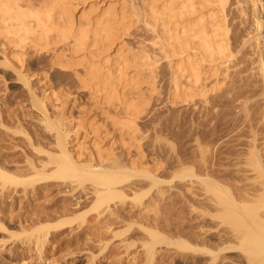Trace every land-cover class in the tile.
Instances as JSON below:
<instances>
[{
	"label": "rangeland",
	"instance_id": "374dc122",
	"mask_svg": "<svg viewBox=\"0 0 264 264\" xmlns=\"http://www.w3.org/2000/svg\"><path fill=\"white\" fill-rule=\"evenodd\" d=\"M29 1L38 6L42 0ZM152 1H87L86 9L93 8L92 18L111 8L119 18L127 19L123 26L130 28L128 35L121 36L120 46L107 55L115 75L119 74L118 51L125 58H135L144 50L159 55L153 46L155 35L143 20L159 17L166 0L154 2L158 13L148 6ZM216 3L213 8L219 12ZM199 10L204 18L210 13L208 8ZM258 18L263 26L259 40L253 38ZM217 22L228 30L227 60L216 61L214 67L205 65L194 101L172 103L170 70L159 56L154 72L150 68L144 73L153 75L159 88L149 96L147 86L142 85L150 106L136 120L137 131L115 125L134 119L127 104L136 102V91L119 85V101L110 104L101 92L84 88L76 78V72H84L76 64L86 53L73 54L71 44L51 45L46 51L41 42L37 46L30 42L21 51L0 37V170L8 177L0 179V264L263 263L257 256H261L259 250L264 254V245L254 243L264 239V187L256 180L255 168L248 165V161L254 164L253 158L247 159L255 152L264 166V77L260 74L264 0H229ZM98 49L92 44L89 51L97 53ZM7 52L21 55L23 63L5 64ZM57 60L61 65L55 64ZM135 71L130 69V76ZM48 88L51 98L46 102ZM40 100L46 102V114L38 107ZM59 133L66 135V151L79 155L83 172L90 174L98 164L95 154L100 150L99 164L121 173L116 175L120 182L102 185L85 172L83 177L64 178L65 171L59 168ZM206 178L223 187L217 195L220 200L232 197L240 205L250 201L245 215L229 206L233 200L222 199V204L216 194L213 198L204 181H199ZM96 187L113 188L118 195L98 201ZM246 212L256 214L261 225L246 219Z\"/></svg>",
	"mask_w": 264,
	"mask_h": 264
},
{
	"label": "bare ground",
	"instance_id": "6f19581e",
	"mask_svg": "<svg viewBox=\"0 0 264 264\" xmlns=\"http://www.w3.org/2000/svg\"><path fill=\"white\" fill-rule=\"evenodd\" d=\"M87 1L88 0H42L40 2L41 4L39 3L40 5L35 6L34 4H31L32 2H30L29 0H0V37H3V39L5 38V40L9 41V42H7L8 45L14 47L15 49H21V51H23L24 48L27 46V44L30 42L33 44L35 43V45H36V43L38 44L39 42H41V43H44L42 50H46V51L51 50V47H50L51 45L57 46L59 44H71L72 46H71L70 50L73 54L79 55L80 53H86L83 56V58L81 57L80 59H78L79 61L76 64L77 66L82 67L84 72L82 74H79L76 72L75 76H76V78L78 77V79H79L78 81L81 83V85L84 88L90 89V91H95V93L101 92L103 94V98H104V101L106 103L111 104V103H115V102L119 101L118 95L116 94L119 85H125V86H127V88L129 86L133 91H136V93H137L136 94L137 97L135 98V99H137L136 102H130L129 101L127 104V107L129 109V111L132 113V115H133L132 117H134V119L129 120L128 123H124L125 121L123 123L116 121L115 122L116 127L117 126H121L122 128L128 127L130 129L137 131L136 130V127H137L136 120L139 119L141 116H143V114L147 111V107L150 106L149 105L150 99L148 100V98L145 95V92L147 91V93L150 96L151 94L153 95L154 93H156L158 91V88H159V87L157 88L158 85L155 81V77L153 75L150 77L149 72H150V68L152 70L151 72H154V69H156L157 65L160 64V59L166 60L167 68L170 70V74H171L170 78H171V84H172V86H171L172 92H171V96H170V98H171L170 102H172V103H186V102L191 101L195 97L196 89H198L201 86V84L204 80L203 74L205 72L204 71V68L206 67L205 65H208V67L209 66L214 67L213 64L216 61L222 60V59L227 60V58L229 57L230 51H229V44H228V36H229L228 30L223 28V26L220 25L221 23L217 22V19L219 18V16L221 14L225 13V10H226V7L228 5L229 0H204V4H202V5H201L200 0H166L165 6L163 7L159 17L156 16L157 18H154L152 21H149L147 18L143 20V23H144L146 29L150 30L151 33L153 32V34L155 35L154 36L155 38L153 39V46L158 48L157 51L158 52L160 51L159 55L157 54V56H152V55H149V53L146 52V50H144V51L138 53L135 58H129V57L125 58L122 55H120V53L118 51L119 54L118 53L115 54L117 56V61L115 62V65H117L119 67V74L115 75L114 72L111 70L112 64L110 63L107 55H109L108 53L111 50L118 47L119 44H117V41L120 39L121 36L128 35L130 28L124 29L125 26H123V23L127 19L122 15L119 18L116 15V13L114 12V10H111L110 7H109L110 9L104 10L103 13H101V15H99L98 17L92 18L90 15L93 12V8L89 9V10L86 9L85 5H86ZM155 1L156 0L152 1V3H154ZM215 3L218 5V8L220 9L219 10L220 15H219L218 9L214 10L215 8H213L215 6L214 5ZM156 4H157V1H156ZM80 6H83V7L79 10ZM146 6H147V4H146ZM148 6L152 12H157L158 7L155 6V3L150 4ZM203 8H206V9L208 8L209 9L208 12H210L209 14L207 13L208 15L206 18L198 15L199 11H201L199 9H203ZM242 8H243V6H242ZM112 9H113V7H112ZM160 10H161V8H160ZM78 11L80 12L79 17L77 16ZM215 11H217L218 13H216ZM158 12H159V8H158ZM222 17H225V16L223 15ZM215 20L218 24L215 22ZM157 22H161V23L158 24ZM262 27H263L262 22L259 20V18L256 19L255 20L256 33L254 32L256 35L254 34L253 38H256L257 40H259V38L261 36V32H262L261 31ZM151 38H153V37H151ZM41 43H39V44H41ZM92 44H93V46H96L99 48L98 49L99 51L97 53H91V51H89V48L92 46ZM3 49H4V47H3ZM244 49H245V46H244ZM240 50H241V46H240ZM10 54H11V52H7L6 56H4L5 57L4 58L5 64L8 62H12L16 66L17 65L19 66L23 63L21 55H18V54L15 55L14 52H12L11 55ZM80 55H82V54H80ZM10 56H12V57L10 58ZM159 56L162 58L159 59L158 58ZM100 58H104V59L107 58L108 60L105 59L104 62L103 61L102 62H96L95 61V59H100ZM251 60H253V59H251ZM235 61H236V59H235ZM55 64L61 65V62L59 60H57V61H55ZM132 68H135L136 71H135V75L130 76L129 70ZM145 70L149 71V72L146 71L147 72L146 73L147 78L145 77L146 74L144 75ZM260 74L262 77H264V62L261 64ZM169 82H170V80H169ZM203 84H205V83H203ZM142 85H144V86L146 85L148 90L145 89V92H142ZM251 86H253V85H251ZM44 95L46 98V102L48 100H50L51 95L49 94V88L45 90ZM196 96L198 97L199 95L197 94ZM201 97H200V99H201ZM192 101H194V100H192ZM46 102L44 100H40L37 102L38 107L40 106L41 108L40 107L39 108L42 109V111H44L45 114L47 111ZM249 105H250V103H249ZM244 110H246V109H244ZM247 119H249V117ZM247 121L248 120H246V123H247ZM91 129H93V128H91ZM58 132H61V131H58ZM59 134L61 135L62 133H59ZM251 134H252V132H251ZM60 135L58 137H61ZM65 137H66V135H65ZM65 137L62 134V137L59 138L60 141L58 142L60 148H62V149H60L62 151V152L60 151L61 152L60 159L62 160V164L59 168H60V170L65 171V174L63 173L62 175H64V178L65 177L70 178L73 176L75 177V175L76 176L77 175L82 176L83 173L85 172V170L83 172L84 167L82 169V166L80 167V165L78 164V158H79L78 156L79 155L71 154V152L68 150L66 151L67 148H66V143H65L66 142ZM248 144L252 145L251 143H248ZM196 145H199V144L196 143ZM199 150H201V147ZM204 150H206V149H204ZM258 151H259V149H258ZM252 152H253V150H252ZM201 153H204V152H201ZM100 154H101L100 150L97 151V154H95V155H97L96 160L98 161V164L96 166L91 167L93 169L92 170L90 169L89 172H90V174H92V177L94 176L96 178L97 182L99 181V184L102 183V185H108V184L111 185L112 184L111 182H116L119 180V177H117L116 175H118V174L121 175V173L113 171L112 169H110L111 167L109 169L107 167H106L107 169L103 168L104 165L102 166L101 164H99V161L101 159H103ZM252 155H250L248 157L249 159H247V161L250 160L251 158H253L254 164L251 165V163H253V161L251 159L252 162L249 163V161H248V165L253 166L255 168V169H253L257 173L256 174L257 178L256 177L255 178H256V180H258L259 183H260V181H262V184H263L262 186L264 187V166H263V163L260 161V159L258 157L259 154L258 155L254 154L253 157H252ZM202 156H203V154H202ZM205 156H203V157H205ZM203 157H201V158H203ZM202 163H204V161ZM210 172H212V171H210ZM120 175H118V176H120ZM123 175H125V174H123ZM148 175L149 174H147L146 176H148ZM40 176H38V177H40ZM188 176H190V175L188 174ZM192 176H193V174H192ZM215 176H218V175L215 174ZM149 177L154 178L151 175H149ZM205 177H207V175ZM182 178H183V176H182ZM0 179H3V180L8 179V177L6 176V173H4L1 170H0ZM187 179H188V177H187ZM41 180H43V178L40 179V181ZM199 181L200 182L204 181L203 183H205L206 185L203 183L202 184L209 188V189L206 188L207 190L212 191L210 194H213L212 195L213 198H215L217 195H219L221 192V191L219 192V190L220 189L222 190V188H223L222 186L219 185L218 182L214 181L213 179L206 178V179H202ZM38 182H39V179H38ZM118 182H120V181H118ZM257 183L255 185H257ZM259 187H258V189H260ZM96 188H98V187H96ZM223 190H222V193H223ZM225 191H226V189H225ZM228 192L230 193V191H228ZM117 193L118 192L113 190V188H106L103 190L102 189L100 190L98 188V190L96 191V194L98 195L97 196L98 201H106V200L112 198L113 196L118 195ZM261 193L264 194V190H262ZM215 194H216V196L214 197ZM256 195L259 196V194H257V193H256ZM235 196H237V194ZM258 196H256V198ZM212 197H211V199H212ZM217 197L219 199L220 196H217ZM240 197L242 198V195ZM230 198L231 199H229V197L228 198L225 197L222 199H224L225 201H226V199L227 200L228 199L229 200L234 199V198L232 199V197H230ZM237 198H239V197L237 196ZM219 200H217V201H219ZM245 201L250 202L248 200H245ZM232 202H233V204H230ZM246 202H245V204H242V203H244V202H242L240 205V203L238 204V202L236 203V201L233 200V201H229V203L225 202L224 204L228 203L229 206L234 205L231 207H233V208L236 207L235 209L237 211L240 209V211H242V213L244 214L246 209H249L248 206H245V205H247ZM222 204H223V202H222ZM224 206L226 207V205H223V209H224ZM227 207H228V205H227ZM251 208H252V206H251ZM218 209H220V208L218 207ZM229 209H230V207H229ZM252 210L255 213L254 209H252ZM223 212H225V211H223ZM249 212L251 213V210ZM258 212H259V209H258ZM246 213H247L246 215H248V212H246ZM255 215L252 213V214L248 215V217H245V216L244 217L246 219H250L251 221L253 220L252 221L253 223L256 222L254 224H260L262 222L261 219L259 220L258 217H256L257 215L256 216ZM260 215H262V214H260ZM246 219H245V221H246ZM250 220L248 222H251ZM258 222H260V223H258ZM63 225H65V224H63ZM1 228H3V227H1ZM51 228H53V227H51ZM254 229H257V228H254ZM257 230L261 231L259 229H257ZM262 231L264 232V229ZM47 234H45L44 236H46ZM256 235H258V233ZM241 236H243V235H241ZM263 236H264V234H263ZM263 236L261 235L260 238H263ZM263 240H262V242H263ZM255 241H256V239H255ZM262 242L260 243V241H258V242H255L254 244H256V243H257V245H258V243L260 245L262 244L260 246V247H262L264 245V242L263 243ZM250 244L252 245L253 243L250 242ZM254 244L252 246H254ZM251 245H249V243H248V247ZM257 247L255 246V249ZM258 250L256 252L254 250L253 251H254V253H258L259 251L260 252L262 251V250H259V251ZM250 251L252 252V250H250ZM260 252L258 253V255L261 254V256L262 255L264 256V254H262ZM261 256L259 258L257 256V259L261 258L262 262H263L262 264H264V258H262Z\"/></svg>",
	"mask_w": 264,
	"mask_h": 264
}]
</instances>
